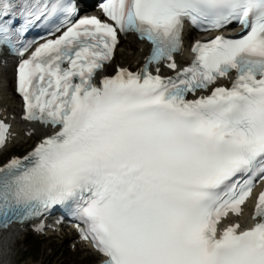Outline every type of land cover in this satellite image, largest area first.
I'll return each mask as SVG.
<instances>
[{"label": "rangeland", "instance_id": "rangeland-1", "mask_svg": "<svg viewBox=\"0 0 264 264\" xmlns=\"http://www.w3.org/2000/svg\"><path fill=\"white\" fill-rule=\"evenodd\" d=\"M13 242L17 243L13 254L14 264H64V259L74 264H94L96 262L94 256H82L79 248L76 251L72 250L64 236L45 238L21 234L18 240L15 239ZM35 245L37 252L32 255V252L36 250L33 251L31 248Z\"/></svg>", "mask_w": 264, "mask_h": 264}, {"label": "bare ground", "instance_id": "bare-ground-1", "mask_svg": "<svg viewBox=\"0 0 264 264\" xmlns=\"http://www.w3.org/2000/svg\"><path fill=\"white\" fill-rule=\"evenodd\" d=\"M122 45L125 47H122ZM142 44L133 37H129L125 42H122L118 48V53L122 52L127 56V58L133 61L139 60L148 51V46L145 47L144 51L141 50ZM132 52V53H131ZM0 81L3 85L4 100L0 102V107H8V111L15 113L18 111V98L13 94L14 87V76L10 74L8 69H5L0 73ZM18 120H15V128L19 131V136L14 139L13 146L16 144H24L28 138L19 129ZM41 130V135L48 133L43 128ZM17 231H10L0 237V264H14L13 254L17 248V243L13 242L17 238ZM87 249V248H86ZM56 252V251H55ZM87 256H94L96 254L93 251H88ZM64 264H74L72 261L67 259L63 260Z\"/></svg>", "mask_w": 264, "mask_h": 264}, {"label": "trees", "instance_id": "trees-1", "mask_svg": "<svg viewBox=\"0 0 264 264\" xmlns=\"http://www.w3.org/2000/svg\"><path fill=\"white\" fill-rule=\"evenodd\" d=\"M31 249H32L33 251L36 250V251L32 252V255H34V254L37 252V246H35V247L31 248Z\"/></svg>", "mask_w": 264, "mask_h": 264}]
</instances>
